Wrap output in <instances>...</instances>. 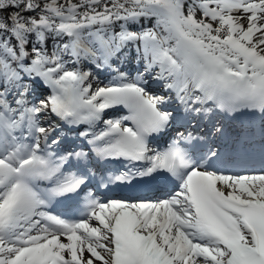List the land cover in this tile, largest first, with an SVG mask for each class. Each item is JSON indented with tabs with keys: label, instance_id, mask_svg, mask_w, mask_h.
Returning a JSON list of instances; mask_svg holds the SVG:
<instances>
[{
	"label": "snow or ice",
	"instance_id": "1",
	"mask_svg": "<svg viewBox=\"0 0 264 264\" xmlns=\"http://www.w3.org/2000/svg\"><path fill=\"white\" fill-rule=\"evenodd\" d=\"M0 264H264V0H0Z\"/></svg>",
	"mask_w": 264,
	"mask_h": 264
},
{
	"label": "bare ground",
	"instance_id": "2",
	"mask_svg": "<svg viewBox=\"0 0 264 264\" xmlns=\"http://www.w3.org/2000/svg\"><path fill=\"white\" fill-rule=\"evenodd\" d=\"M126 55H127V62L126 63H124L123 64V68H122V70L123 71H126V72H128V73H131L130 75H132L133 74V72H135V70L137 69H140L141 68V66L139 65V66H132V62H133V60H134V53L133 52H128V53H126ZM133 68H135V69H133ZM129 69H131L132 71H128ZM94 71V73H95V70H93ZM100 73H102V72H100ZM100 73H98V75L100 74ZM99 77H101L100 75H99ZM108 79H110V76H108V78H107V80ZM96 85V82L94 81L93 82V86H95Z\"/></svg>",
	"mask_w": 264,
	"mask_h": 264
}]
</instances>
